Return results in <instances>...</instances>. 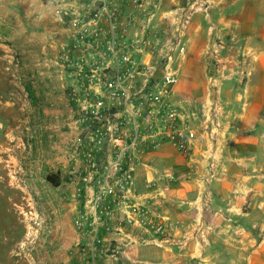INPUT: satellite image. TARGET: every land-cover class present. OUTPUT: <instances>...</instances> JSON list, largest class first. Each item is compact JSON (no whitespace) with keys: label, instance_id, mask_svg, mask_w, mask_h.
I'll return each instance as SVG.
<instances>
[{"label":"built area","instance_id":"2783aa9c","mask_svg":"<svg viewBox=\"0 0 264 264\" xmlns=\"http://www.w3.org/2000/svg\"><path fill=\"white\" fill-rule=\"evenodd\" d=\"M160 1H54L62 79L77 113L76 157L79 165L88 164L76 172L102 177L83 179L88 186L75 222L77 264H98V255L121 259L126 240L108 235L126 237L127 226L139 235V244L167 236L168 225L151 203L136 197L134 176L144 157L162 144L184 160L191 151L196 131L182 126L174 95L195 9H179L173 24L161 27ZM222 50L219 43L205 55L215 74L207 83L200 133L210 140L223 112ZM242 66L239 75L245 77ZM104 158L110 160L100 169Z\"/></svg>","mask_w":264,"mask_h":264},{"label":"crops","instance_id":"0c3cea01","mask_svg":"<svg viewBox=\"0 0 264 264\" xmlns=\"http://www.w3.org/2000/svg\"><path fill=\"white\" fill-rule=\"evenodd\" d=\"M187 6L195 11L174 100L188 118L196 101L203 105L215 74L203 52L220 43V126L215 140L197 130L188 159L168 144L145 156L134 192L168 225L166 239L139 244L127 226L126 237L108 235L126 240L121 259L98 255V264H264V0H161L158 24L172 25Z\"/></svg>","mask_w":264,"mask_h":264},{"label":"rangeland","instance_id":"374dc122","mask_svg":"<svg viewBox=\"0 0 264 264\" xmlns=\"http://www.w3.org/2000/svg\"><path fill=\"white\" fill-rule=\"evenodd\" d=\"M54 1L0 0V264H77L71 239L77 211L87 181L102 178L76 172L88 164L76 157L77 113L62 79ZM198 103L189 118L177 104L182 126L196 132L203 118Z\"/></svg>","mask_w":264,"mask_h":264},{"label":"trees","instance_id":"16d2710c","mask_svg":"<svg viewBox=\"0 0 264 264\" xmlns=\"http://www.w3.org/2000/svg\"><path fill=\"white\" fill-rule=\"evenodd\" d=\"M46 181H47V183H49L50 185H52V186H54V187H57V186H59V183H58V181H57V179H54L53 177H46Z\"/></svg>","mask_w":264,"mask_h":264}]
</instances>
